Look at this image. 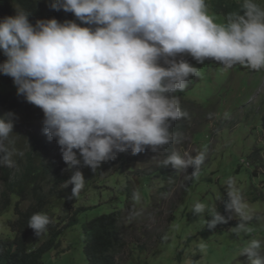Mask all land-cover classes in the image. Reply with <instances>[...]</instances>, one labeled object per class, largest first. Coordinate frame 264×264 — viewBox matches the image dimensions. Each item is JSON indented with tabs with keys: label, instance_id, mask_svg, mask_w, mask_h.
I'll use <instances>...</instances> for the list:
<instances>
[{
	"label": "clouds",
	"instance_id": "9594fccd",
	"mask_svg": "<svg viewBox=\"0 0 264 264\" xmlns=\"http://www.w3.org/2000/svg\"><path fill=\"white\" fill-rule=\"evenodd\" d=\"M50 7L80 23L52 18L33 25L31 13L15 6L14 16L0 19L6 57L0 73L12 78L18 96L42 110L43 132L57 142L71 172L62 185L72 186L71 199L86 186L81 166L96 172L120 153H160L179 142L173 125L188 113L176 93L199 75L184 56L199 64L211 59L225 71L237 65L264 70V6L257 0H242L224 23L209 14L207 0H53ZM16 119L13 112L0 118L2 167H14V157L24 155L14 139ZM205 159L206 150L195 156L172 150L161 163L177 173L192 168L188 178L195 181ZM224 184L227 217L199 201L192 213L210 230L236 219L230 230L244 241L240 256L264 264V242L251 235L249 205L234 177ZM52 223L47 213L35 212L27 225L41 238ZM197 247L203 253L207 244L201 239Z\"/></svg>",
	"mask_w": 264,
	"mask_h": 264
},
{
	"label": "rangeland",
	"instance_id": "374dc122",
	"mask_svg": "<svg viewBox=\"0 0 264 264\" xmlns=\"http://www.w3.org/2000/svg\"><path fill=\"white\" fill-rule=\"evenodd\" d=\"M257 2L264 6V0ZM184 57L199 69V75L192 77L185 96L180 98L188 116L179 120L182 124L174 132L179 142L160 153L146 151L138 161L113 169L101 166L93 172L81 166L79 170L87 182L78 198H70L72 186L55 188L54 179L45 171L42 147L47 146L50 158L62 154L57 142L50 141L43 132L42 110L16 113L14 139L24 155L14 157V167L0 166V207L4 169L11 170L14 182L29 171L30 177L26 199L10 196L9 208L0 212V240L14 238L11 222L18 219L17 204L20 210H28L38 192L49 202L46 213L61 228L77 210L86 209L78 216L80 222L59 239V246L44 255V264H88L83 226L114 211L121 217L124 243L116 252L117 264H248V258L240 256L244 241L230 229L209 231L192 213V207L199 201L217 209L227 198L225 180L234 177L254 217L251 225L255 231L251 235L264 242V70L237 65L225 71L211 59L199 64L191 56ZM14 89L13 84L6 90ZM172 150L182 156L206 150L198 180L188 178L192 168L177 173L171 166H162ZM64 174L71 172L65 170ZM48 239L47 234L33 236L28 245L34 249ZM201 239L207 244L203 253L197 247Z\"/></svg>",
	"mask_w": 264,
	"mask_h": 264
},
{
	"label": "trees",
	"instance_id": "16d2710c",
	"mask_svg": "<svg viewBox=\"0 0 264 264\" xmlns=\"http://www.w3.org/2000/svg\"><path fill=\"white\" fill-rule=\"evenodd\" d=\"M52 2L53 0H0V19L6 16H14L15 6L19 5L24 10L31 13L29 19L33 25H35L38 19L52 18L57 19L61 23L65 21H76L80 23L72 13H66L63 10L55 11L52 9L50 7ZM207 3L209 6V14L214 17L215 22L224 23L230 13L240 11L242 0H207ZM241 14H243L242 11ZM81 26L87 27L88 25L81 24ZM5 59L6 57L0 53V63H3ZM190 80L192 81L193 78L190 77ZM13 84L12 78L0 73V118L4 116L5 112H13L16 114L26 109L41 110L27 103L23 96H18L17 89L12 91L6 90ZM186 92L187 89L184 92H177L176 95L181 98L185 96ZM181 124L180 121L175 122L172 131L176 132ZM42 149L44 151L43 161L45 163V171L54 179L55 188H57L70 179L71 175L64 174L67 165L62 157L50 158V152L47 146H43ZM143 154H145V152L133 155L129 150L128 152L118 154L115 160L103 163L101 166L102 169H113L116 166L129 165L138 161ZM29 177L30 171L26 172L24 178L20 181L14 182L11 177V170L9 168L4 169L3 204L0 207V212H4L9 208L10 196H17L21 200L26 199ZM33 196L35 197V204L31 205L28 210H20L18 207L19 203L16 206L18 219L11 222V228L15 235L13 239L0 240V264H44V255L51 249L59 246V239L64 235L65 231L76 226L80 222L78 217L79 214L86 211V209L77 210L63 228L60 227L59 222L52 216H49L53 221V223L49 225L46 233L49 235V239L39 247L32 249L28 245V240L36 235L34 231L28 227V220L35 212L46 213L45 209L49 205L43 193L37 192ZM226 199L227 198H225V200ZM217 210L225 217L229 215L225 212L223 202L218 205ZM120 219L119 213L114 211L109 214L97 216L84 224L83 231L86 236L84 252L88 264H117L116 252L124 245L120 235ZM236 225L237 222L231 219L228 220L227 223L217 225L215 229L208 230L211 232L226 231Z\"/></svg>",
	"mask_w": 264,
	"mask_h": 264
}]
</instances>
